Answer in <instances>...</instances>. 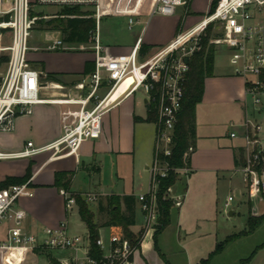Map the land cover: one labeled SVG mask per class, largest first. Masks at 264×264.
<instances>
[{"label": "built area", "instance_id": "2783aa9c", "mask_svg": "<svg viewBox=\"0 0 264 264\" xmlns=\"http://www.w3.org/2000/svg\"><path fill=\"white\" fill-rule=\"evenodd\" d=\"M140 1L0 0V59L8 58L7 70L0 85V132H13L17 117L31 115L37 106L69 107L61 114L62 134L58 140L40 148L28 143L24 150L15 154L0 153V161L32 159L45 154L51 155L49 160L78 157L85 142L101 138L105 115L128 97L142 92L149 111L153 110L157 118L154 123L157 132L155 155L149 167L151 185L146 193L137 197L144 216L141 245L143 239L154 234L159 226V181L166 179L171 171L167 159L172 155L175 128L186 97L190 61L203 51V38L210 27L219 30V43L228 50L232 75L245 83L246 119L239 125L240 133L233 132L230 136L242 142L240 172L247 190L250 192L256 188L264 196V0H210V8L216 1L213 12L210 10L198 24L181 33L151 58H140L143 31L127 59L104 58L108 50L101 44L102 20L125 16L132 31L142 14L141 9L136 10ZM147 2L142 0L141 8ZM187 6L188 0H151L148 17H174L179 9L187 11ZM124 7L128 10L123 11ZM44 8L59 12L46 14L38 11ZM65 9H79L95 20L96 29L90 43L91 52L95 55V68L83 83L68 89L66 95L46 99L42 94L46 84L43 73L33 69L29 60L30 53L40 49L31 48L30 43L41 22L57 19ZM44 33L55 32L45 30ZM79 47L73 49L60 38L44 49L85 52L84 46ZM185 58H189L188 65L184 62ZM128 79L132 83L124 91L116 93L117 88L120 90ZM247 101L251 104L250 119ZM193 153L190 148L184 160L187 161ZM182 171L186 172L187 167L179 173ZM61 195L67 210L77 206L71 194L62 190ZM33 197L31 181L0 191V225H10L6 239L0 242V255L23 249L33 252L60 251L73 255L62 264H134L138 247L117 232L110 236L108 248L101 238L96 241L103 254L101 260L90 256L89 238L87 248L83 237L70 235L66 222L57 228L46 229L41 236L26 233L23 229L26 213L18 204L22 199ZM84 200L90 204L97 201V197L88 195ZM233 201V197L228 199L226 209ZM175 203L181 206L180 199Z\"/></svg>", "mask_w": 264, "mask_h": 264}, {"label": "crops", "instance_id": "0c3cea01", "mask_svg": "<svg viewBox=\"0 0 264 264\" xmlns=\"http://www.w3.org/2000/svg\"><path fill=\"white\" fill-rule=\"evenodd\" d=\"M150 2L148 0L147 4L141 8L142 0L140 1L136 10L141 9L142 14L137 18L139 23L133 27L132 31L129 30L127 17L122 15L112 17L127 23L132 45L114 49L105 47L108 52L104 54V58L109 60L127 59L143 31L140 58L142 60L149 59L160 49L168 46L181 33L195 26L189 23L192 19L190 16L180 18L177 16V12L174 17H153L157 20L152 27V22L145 20L148 18ZM193 5L194 0L191 6L192 14L194 13ZM124 10L128 9L124 7ZM60 38L58 35V39ZM32 58V66L35 64L37 69L32 68L43 73V81L46 84L42 94L46 99L61 98L66 95L68 89L83 83L95 68L93 52L71 53L62 50L48 51L43 49L39 53L33 54ZM87 64L90 65L88 69ZM223 67L224 69L221 70L216 68L215 64L213 77L207 78L205 81L203 101L196 110L197 139L195 151L190 157V165L187 167V171L180 173L178 182H182L185 177L191 184L194 180L193 185L195 186L196 183L202 184L203 179H206L208 175H218L234 170L240 171L242 142L239 139H232L230 135L233 132L240 133L239 125L245 122L241 121V118L246 116L245 83L241 78L232 75L228 59ZM6 70L1 73L3 77ZM51 77H54L55 80H52ZM136 94L125 99L116 109L105 115L101 138L85 142L78 157L49 160L51 155L45 154L32 159L0 161V184L7 178L25 177L27 169L32 165V177L29 181H31L34 190V197L22 199L18 204L19 208L26 213L23 227L26 233L41 236L46 229L57 228L63 222L67 223L69 233H71L68 216L76 210L79 224L87 230L89 238L88 229L80 219L78 207L67 210L61 190L54 187L55 177L58 173L73 174L70 193L80 195L83 198L88 195L97 197V201L88 205L95 215V223L99 227V233L101 229H110V236L119 232L118 229L105 227L109 221V205L115 202L114 199H121L122 212L126 214L123 199L129 196L134 197L136 201L134 208L135 225L130 229L136 226L137 207L139 205L137 197L146 192L142 191L141 186H134L137 156L144 153L149 160L153 161L157 132L154 123L146 122L150 112L146 99L142 108H138L135 101ZM216 104H231L236 107L234 119L239 122L232 123L231 131L225 134L218 132L214 123L212 124V120L206 115L207 111ZM68 109L69 107L59 105H40L34 108L31 115L17 117L13 132H0V153H19L26 148L28 143H33L35 147L40 148L55 142L62 134L61 114ZM144 168L146 171L149 170L147 161ZM80 172H82V176L88 178L86 180L89 183L85 188L91 189L93 187L95 192L84 189L74 190L75 179ZM113 180L122 183L124 189L121 188L120 190V185H116L117 190L112 191L107 183ZM190 182L187 183L186 188H179L176 183L168 192V199L174 202V206L170 212V225L159 236L160 238L175 224L179 235V244H182V240L185 241L183 236L188 237L192 235L194 230L201 227L193 222L186 224V219L192 209ZM178 199L181 200V206H177L175 203ZM93 204L96 205L95 209L92 208ZM173 209L178 212L175 222L172 221ZM229 214L234 215L232 212ZM103 216H105V220L99 223V218ZM9 228L10 225L7 223L0 225V242L6 239ZM142 231L143 229L139 233L131 232L138 236ZM148 237L153 239L154 234L143 239L140 248L135 252L134 264H164L163 261L166 262L167 260L166 255L163 254L164 250L158 247L159 253L157 254L154 246L146 242ZM88 246L89 243H86L87 248ZM39 253L43 252L23 249L1 254L0 264H16L18 260L22 261L21 264H34ZM67 253L66 260L56 261L62 264L73 256L71 252ZM49 264H51L50 261Z\"/></svg>", "mask_w": 264, "mask_h": 264}, {"label": "rangeland", "instance_id": "374dc122", "mask_svg": "<svg viewBox=\"0 0 264 264\" xmlns=\"http://www.w3.org/2000/svg\"><path fill=\"white\" fill-rule=\"evenodd\" d=\"M150 2V0H149ZM193 0H188L186 9H179L177 16L192 18L190 24H198L204 16L210 11V0H194L193 14L191 13V6ZM46 14H56L57 9H38ZM82 12V11H81ZM185 12V14H184ZM152 19V20H151ZM147 22H152V27L156 23V18H146ZM124 20L116 18H104L101 22L100 38L103 47L124 48L132 45V38L127 29V23ZM155 21V22H154ZM46 28L40 26L34 32L30 46L31 48H39L42 51L47 46H50L54 41L58 40V35L55 33H44ZM60 36V35H59ZM220 33L218 28L212 29L211 43L215 44L216 48V68L224 69L223 64L228 59V50L226 47L220 45ZM73 49H79V46H69ZM92 44L84 46L85 52H91ZM38 52H31L29 55L30 64L32 66V55ZM75 53L74 51H69ZM6 58V57H4ZM2 58L0 59V61ZM33 68L37 66L33 64ZM7 69V63L0 65V85L3 79L1 73ZM220 70V71H221ZM145 95L138 92L135 96V101L138 108H142ZM249 108L248 119H250L251 104L247 101ZM235 106L231 104H216L210 108L206 115L212 120V124L216 126L218 132L225 134L231 131V124L239 122L234 119ZM246 116L241 118L244 122ZM236 146V145H235ZM18 161V160H15ZM148 166L152 165V160L148 159L144 153L137 156V166L134 173V186H141L143 192H147L151 185V173L144 168L145 162ZM180 178V175H179ZM86 176H82V172L78 173L74 183V190L80 191H94L85 188L88 186ZM244 177L240 171H230L216 174H211L203 179L202 184L196 183L195 186L188 181V178H183L182 182L177 183V187L186 188L187 183L190 182V191L192 198V209L190 210L186 219V224L193 222L199 224L201 227L194 230L192 235L183 236L185 241L179 244V235L176 231L175 224L163 236L157 246L163 249V254L166 255V262L164 264H201L202 261L209 260L208 264H264V221L254 231L250 232L248 221L251 216H264V196L262 193L253 188L250 192L247 190L243 181ZM116 185H120L124 189L123 184L117 180L109 181L107 186L116 191ZM115 186V187H114ZM145 192V193H146ZM230 197L234 201L230 203L226 209V203ZM168 198V195H167ZM95 204L92 208L95 209ZM234 213L231 216L229 213ZM177 210L173 209L172 221L175 222L177 218ZM77 211L74 210L68 216V223L70 227L71 236H81L88 243L87 230L82 228L79 224ZM105 220V216L99 218V223ZM193 220V221H192ZM172 222V223H173ZM4 224V223H3ZM2 224V225H3ZM144 227V217L141 211V205L137 207V224L131 229L133 233H139ZM111 231L110 229H101L99 237L105 242L106 247L109 246ZM142 236V234L140 235ZM143 238V236H142ZM146 242L155 247V241L152 238H147ZM219 246H223V250L216 253ZM154 249V250H155ZM159 253V249L156 250ZM215 254V255H214ZM150 256V255H148ZM67 252L60 251H46L37 255V261L34 264H49V260H66ZM18 260L16 264H21Z\"/></svg>", "mask_w": 264, "mask_h": 264}, {"label": "trees", "instance_id": "16d2710c", "mask_svg": "<svg viewBox=\"0 0 264 264\" xmlns=\"http://www.w3.org/2000/svg\"><path fill=\"white\" fill-rule=\"evenodd\" d=\"M216 1L212 3L211 12L214 11ZM42 27L60 35L63 43L67 46H87L92 43V34L96 29V22L88 13L81 12L79 9L63 10L59 17L51 21H43L40 24ZM212 27H210L203 38V51L191 58L190 71L186 84V97L182 105L181 113L178 116V123L175 128L174 148L172 155L167 162L171 168L166 179L159 181L158 191V208H159V226L154 233V241L156 250H158V237L170 225V212L174 206V202L167 198L168 192L173 188L179 179V171L190 165V157L187 161L184 160L186 153L192 148L195 151L196 147V110L197 106L202 103L205 94V81L214 75L216 46L211 43ZM143 50V49H142ZM8 58H2L0 65L7 63ZM90 65L87 64V69ZM93 70L89 73H93ZM55 80L54 77H51ZM157 120L155 113L151 110L148 114L146 122L155 123ZM32 177V165L27 169L26 175L23 178H7L0 184V191L11 186L22 185L27 183ZM73 180V174L58 173L55 177L54 187L59 190H64L75 198L79 210V216L83 224L88 229L90 241V256L93 259L101 260L103 254L96 246V241L99 237V227L95 223V215L91 211L89 205L80 195L70 193V188ZM115 202L109 205L108 217L109 221L105 227L118 229L121 235L131 241L133 246L140 248L142 236L134 235L131 232V227L135 225V198L132 196L125 197L123 204L127 213L122 212L121 199H114ZM264 216H251L248 221L250 232L254 231L262 222ZM116 233V232H115ZM223 250V246H219L216 253ZM215 255V254H214ZM51 264H60L55 259L49 260ZM209 260L202 261L201 264H208ZM245 264V263H242Z\"/></svg>", "mask_w": 264, "mask_h": 264}, {"label": "bare ground", "instance_id": "6f19581e", "mask_svg": "<svg viewBox=\"0 0 264 264\" xmlns=\"http://www.w3.org/2000/svg\"><path fill=\"white\" fill-rule=\"evenodd\" d=\"M132 83L131 79H128V81L124 84V86L119 90V88H117L116 93L124 91L130 84ZM53 94V93H52Z\"/></svg>", "mask_w": 264, "mask_h": 264}, {"label": "water", "instance_id": "95a60500", "mask_svg": "<svg viewBox=\"0 0 264 264\" xmlns=\"http://www.w3.org/2000/svg\"><path fill=\"white\" fill-rule=\"evenodd\" d=\"M184 62L188 65L189 64V58H185Z\"/></svg>", "mask_w": 264, "mask_h": 264}]
</instances>
